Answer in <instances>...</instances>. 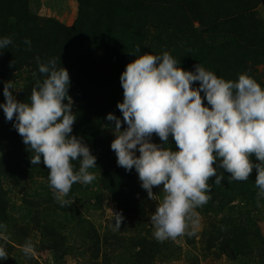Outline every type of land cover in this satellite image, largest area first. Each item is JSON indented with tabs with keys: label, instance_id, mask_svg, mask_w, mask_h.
<instances>
[{
	"label": "rangeland",
	"instance_id": "374dc122",
	"mask_svg": "<svg viewBox=\"0 0 264 264\" xmlns=\"http://www.w3.org/2000/svg\"><path fill=\"white\" fill-rule=\"evenodd\" d=\"M9 1L14 3V0ZM16 1L18 6L23 8L24 13L27 12L30 16L26 20L27 22L30 20L33 31L40 30L45 33L42 37L47 38L49 45L46 52L41 49L44 43L36 45L31 43L30 50L27 44H21V48L15 49V52L19 49L21 52L18 59L11 58L12 61H16V67L0 80V103L4 102L3 86L7 81H13L14 87L19 89L13 93L18 101L29 102L30 99L25 98L23 93L30 96L36 80L42 82L45 78L39 73L36 58L39 57L41 62L55 58L57 67L66 68L70 75L69 95L74 101L72 110L76 116L73 126H81L79 129L88 135L92 130L90 136L95 142L98 139L102 140L103 153L115 158L113 165L119 167L116 154L111 150V142L115 138L112 126L105 121L110 111L117 112L116 114L119 112L121 120L123 119L117 103L123 101L120 75L127 63L119 59L116 52L109 51L103 43L87 47V51H82L77 48V44L68 39V35L56 33L53 27V24L57 23L69 29L74 25L79 26V11L80 13L82 11L85 21L82 27L85 28L86 34L81 38L85 44L93 41L92 34L88 30L94 21H102L104 17L100 8L101 0ZM182 1L155 0L158 3H151L150 11L148 4V11L136 15L118 8L114 3L111 4V11L116 16L113 17L114 24L118 29L113 33L116 43L120 46L121 43L128 44L129 48L132 46L133 49L129 51L128 48L127 52L133 54L135 59L145 52L161 55L167 51L180 61V67L195 71L179 59L184 49L191 51L193 48L194 53L208 54L206 46L214 47L225 40L237 42V33L225 35V30L222 28L218 32H213L207 26H199L196 21L192 22L193 28L197 29L192 36H190L192 33L183 34L173 29L168 24L167 17L172 14L177 18L187 10L186 6L183 10L180 8ZM208 1L210 3L211 0ZM1 3L6 5L3 0ZM9 8L15 9L10 3ZM155 10L160 12L159 16L154 15ZM254 10L256 16L264 22V0H256ZM11 15L12 13L4 14L0 9V38L18 37L20 34L17 30L21 29L19 25L16 26V20ZM102 35L105 39L108 38L104 33ZM180 38L184 41L181 42ZM137 46L140 52H136ZM50 50L52 52H49ZM2 60L6 61L7 58L0 56V61ZM208 62L210 64V60ZM201 66L206 69L203 64ZM250 67H252V78L264 79L262 64L256 63ZM193 87H198V82L194 83ZM201 95L203 96V93ZM204 103L207 105L206 99ZM6 121L3 110L0 109V158L4 153L9 152L10 137L14 134L8 125H2ZM123 127L126 125H122ZM152 141L160 143L159 137L155 135ZM168 147L175 150V142L171 137ZM91 153L96 157L97 167L89 171L95 174L96 179L88 185L78 182L81 187L77 188L75 193L67 195L72 197L75 212L68 215L70 218L68 222L63 221V228L56 227V229L61 240L69 247L70 253L65 254L62 261L56 264H264V246L259 243L258 236L254 233L260 230L261 234H264V214L256 213L253 205L236 200L231 203L235 208H224L222 212H216L213 205L215 201L207 202L194 210V222H189L184 235L160 242L153 235L154 228L150 217L163 196L162 186L154 187L155 199H149L146 190L141 187L138 173L133 168L130 175L135 184L134 197L138 207L131 211L125 210L108 196L106 190L101 189L103 185L100 176L104 164L102 157L96 156L94 151ZM0 178L5 193V201L0 204L1 207H5V212L0 211V216L4 212L7 217L15 219V222L10 220L4 224L9 225L7 230L0 229V247L4 248L8 255V259L0 260V263L6 261L8 264H35V260L37 264H55L56 260L51 251L37 252L33 247V244L40 240L42 233L40 235V232L35 230L34 214L36 213L30 202L35 201L37 195L43 192L46 181L42 177L27 175L18 179L8 178L2 173ZM49 190L53 192L51 188ZM100 193L103 195L101 203L96 199ZM243 210L249 211V217L243 215L242 220L238 221L250 228V234L245 240H242L240 231H236L237 228L232 226V219L237 218ZM113 211L121 212L124 217L120 230H113ZM59 218L60 216H57L55 220ZM62 218L66 219L65 216ZM81 218L86 222L80 220ZM88 222L90 225L86 224ZM19 226H25V229L19 230ZM189 232L192 235H188ZM11 240L14 242L20 240L25 246L12 243ZM235 245L238 246L236 250ZM26 249L29 250L26 252Z\"/></svg>",
	"mask_w": 264,
	"mask_h": 264
},
{
	"label": "clouds",
	"instance_id": "9594fccd",
	"mask_svg": "<svg viewBox=\"0 0 264 264\" xmlns=\"http://www.w3.org/2000/svg\"><path fill=\"white\" fill-rule=\"evenodd\" d=\"M24 42L30 50L31 41ZM12 43L11 37L0 38V52ZM36 60L45 78L36 80L30 101H18L13 93L19 89L7 81L0 109L34 153L32 165H40L42 158L54 198L64 205L73 184L88 185L96 179L89 171L97 167L96 157L82 137L72 135L76 116L68 70L58 68L55 58ZM196 82L198 87H193ZM120 84L123 101L117 108L123 119L113 113L106 116L114 122L111 150L119 167L135 169L149 199H155L153 188L162 186L163 196L150 217L156 240L185 234L189 222H194V210L211 198L209 180L215 177L216 184L223 180L217 166L234 181L248 180L255 169L259 206L264 197V87L254 78L241 73L235 81L226 80L198 63L195 71H188L164 51L136 56L120 75ZM153 135L160 143L152 141ZM170 137L175 150L168 147ZM77 160L78 170L73 164ZM113 215V230H120L124 217L121 212ZM6 259L0 247V260Z\"/></svg>",
	"mask_w": 264,
	"mask_h": 264
},
{
	"label": "trees",
	"instance_id": "16d2710c",
	"mask_svg": "<svg viewBox=\"0 0 264 264\" xmlns=\"http://www.w3.org/2000/svg\"><path fill=\"white\" fill-rule=\"evenodd\" d=\"M1 1L2 0H0V3ZM3 1L6 5H2L1 3L0 9L4 14L12 13L11 16L16 20V26L19 25V29L21 30H17L20 33L18 37H11L13 43L9 45L8 48L0 52V56L7 58L6 61H0V80H2L1 78H5L3 76L10 74L11 70L16 67V61H14V64L10 66V63L12 62L11 58L18 59V55H20L21 50L19 49L15 52V49L21 48V44L26 45L24 42L25 40H30L33 45L44 43V46L41 49L45 52L49 45L47 38L42 37L45 33L40 32V30L33 31L30 20L28 22L26 20V18H30V16L27 12L24 13L23 8L18 6L16 0H14V3H11L9 0ZM124 1L125 0H101L100 8H102L104 17L101 19L102 21H94V23L90 25L91 27L88 31L91 32V40L93 41H90L89 43L85 44L82 39L86 34L84 31L85 28L83 29L82 27V24L85 22L82 11L81 13L79 11V26L74 25L73 28L69 29L57 23L53 24V27L55 28L56 33L68 35V39H71L72 42L77 44V48L82 51H87V47L103 43L109 51L113 53L116 52V56L119 57V59H123L128 64V60L131 62L135 59V57L133 54H129L127 52L130 45H123L121 43L120 46L116 43L115 37H113L114 31L116 32L118 29L114 24L113 17L116 18V16L111 11V4L114 3L115 6L127 11L129 14L136 15L148 11V4L150 5V11V8H152L151 3L156 2L155 0ZM9 3L13 9L15 8L14 10L9 8ZM255 3L256 0H211L210 3L208 0H183L180 4L182 5L180 8L183 10L184 6H186L187 10L177 18H174L176 15L172 14L167 17L168 24L173 29H176L179 33L183 34L192 33L190 35L192 36L194 35L193 32L197 30L196 28H193L192 22L196 21L199 26H207L210 30H213V32H218L222 28L225 30V35L233 32L237 33L238 40L237 42L225 40L224 42L217 43L214 47L206 46L208 54H203L202 52L194 53L193 48L191 51L184 49L179 59L186 62L193 69H195V65L197 63L200 65L203 64L206 67V70L214 72L218 77L233 81L237 80L241 73H247L251 76L253 73L251 71L252 67L250 66H253L256 63L262 64L264 69V22L256 16L254 10ZM14 4L15 6H13ZM22 4L25 5L26 3ZM17 9H19V11H15ZM154 13V15L159 16L160 12L155 10ZM103 33L108 37L107 39L103 37ZM180 39L181 42L184 41L182 38ZM132 49L133 48L131 46L129 51ZM49 52L52 51L50 50ZM124 56H126L127 60ZM209 60L210 64L208 62ZM254 79L261 85V87H264V79L261 80L260 78L255 77ZM23 96L30 99V96L27 93H23ZM112 112L113 111H110V113ZM116 113L113 114L121 119L119 112L118 114ZM105 122L111 126L114 124V122ZM2 125H8V128L11 129L14 134L10 137L9 152L4 153L0 158V177L1 173L4 177L14 179H18L19 177L23 178L24 175H27L29 177H42V179L46 181L43 192L37 195L35 201L30 202L32 207L35 209L34 213H36L34 214L35 230L39 231L40 235L42 233L40 240L38 243H34L33 247L36 248L35 250L37 252H40V250L51 251L54 259L56 260L55 264L61 262L64 255L70 253V249L64 244L63 240H61L56 227L63 228V221L68 222L70 220L68 215L75 212L72 197L66 196L65 199L68 203L64 205L57 202L54 198L53 192L49 190V170L43 164L42 158L40 165H32L31 157L34 153L23 143V139L18 134L17 130L13 129V122L7 120L6 123ZM79 127L81 128V126ZM79 127L73 126L72 135L82 137L84 142L89 146L90 150L94 151L96 156L102 157L104 169L100 176L101 183L103 185L101 189L106 190L108 196L117 201L125 210L131 211L132 209L138 207L137 202H135L134 195L136 193V189H134L135 184L131 180V173L123 167L120 168L113 165L115 158H112L105 152L103 153V142L101 139L96 140V142L93 140L90 136L92 130L88 135L84 131L80 130ZM98 143H100V145ZM252 159L254 162H258L255 160L254 156ZM73 164L76 170H78L79 161H73ZM217 175H223V180L220 184H216L214 182L215 177H212L209 180L211 191L208 193L211 197L208 202L215 201L213 205L216 212H222L224 208H235L234 204L231 203L238 200L244 204L253 205L256 213L264 214V197L259 199L258 206L257 193L259 190L255 186V179L257 175L255 169H253L249 179L246 181L232 180L230 174L218 166ZM80 187L81 184L79 183L73 184L69 194L75 193L77 188ZM102 197L103 195L101 193L97 195L96 199H98L99 203L102 202ZM4 201L5 193L2 189L0 178V204ZM207 208L211 209V207H206V209ZM3 210L5 212V207L3 208L0 206V211ZM4 212L3 215L0 216V229L7 230L6 228L9 227V225L4 224L8 223L10 220L15 222V219L7 217ZM40 214H42L43 217H41L42 215L39 216ZM61 215L65 216L66 219H63ZM243 215L249 217V211L243 210L237 218H233L232 226L237 228L236 231H240L242 240H245L246 236L250 234V228H247L243 222H238L242 220ZM57 216H60V218L56 221L55 217ZM80 220L84 219L81 218ZM84 222H86V220H84ZM86 224L90 225L89 222ZM18 229L23 230L25 229V226H19ZM254 233L257 234L259 243L264 246V234H261L260 230ZM84 236L86 237L87 235ZM11 241L17 245L25 246L20 240H17L16 242L13 240ZM241 244L244 245L243 243ZM236 248H238V246L235 245V250ZM34 262L37 264V261L34 260ZM0 264L8 263L3 261Z\"/></svg>",
	"mask_w": 264,
	"mask_h": 264
}]
</instances>
